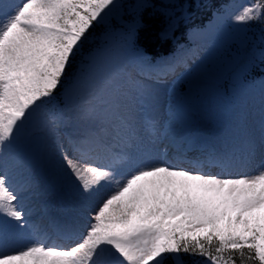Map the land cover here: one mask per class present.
<instances>
[{
	"label": "snow or ice",
	"instance_id": "6c2138e0",
	"mask_svg": "<svg viewBox=\"0 0 264 264\" xmlns=\"http://www.w3.org/2000/svg\"><path fill=\"white\" fill-rule=\"evenodd\" d=\"M119 7L117 0H0V264H165L170 257L181 264L182 255L203 258L193 264H264V167L252 175L225 176L203 171L201 161L185 167L145 163L125 154L105 159L103 153L140 137L126 103L131 98L119 85L103 88L111 78H97L95 62L66 88L70 95L87 81L81 104L66 106L59 115L46 114L42 125L55 133L72 120L85 121L66 134L63 166L84 196L105 185L115 187L86 211L71 246L43 239L10 243L12 235L29 227L31 210L12 183L8 155L16 151L36 111L65 86L92 27ZM146 7L155 5L142 0L134 6L137 11ZM157 10L173 14L167 7ZM230 19L241 26L264 23V0H249ZM173 70L169 65L159 69L163 75ZM133 87L136 102L151 103L147 85L134 82ZM145 125L155 135L154 122ZM15 159H22L18 151ZM206 162L226 165L228 160L210 153ZM125 163L135 166L122 176L119 166ZM25 186L32 187L30 178Z\"/></svg>",
	"mask_w": 264,
	"mask_h": 264
},
{
	"label": "rangeland",
	"instance_id": "374dc122",
	"mask_svg": "<svg viewBox=\"0 0 264 264\" xmlns=\"http://www.w3.org/2000/svg\"><path fill=\"white\" fill-rule=\"evenodd\" d=\"M138 2L142 0H117L120 7L114 9L102 22L99 21L103 28L100 47L93 49L89 55L80 53L74 75L71 73L65 78V86L60 88L59 97L36 111L25 126L16 151L9 153L7 163L12 183L22 191L24 197L28 196L27 200L24 198V206L32 209L26 217L29 227L12 235L10 243L23 245L37 239L41 235L39 230H36L35 236L30 234L34 228L32 221L43 232L48 219L55 222L56 217L64 215L73 222V226L68 224L67 227L74 228L73 232L80 234L87 219L86 211L89 210L82 206L84 198L94 197L95 207L115 187L114 184L105 185L98 192L84 196L77 190L74 179L63 166L61 152L67 147L66 134L78 126H84L85 121L72 120L66 126H59L55 133L49 132L42 125V121L47 118L46 114L59 115L66 106L81 104L87 91V81L73 88L70 95L66 88L81 69L87 73L94 62L99 67L97 78H111L110 83L102 85L103 88L110 89L119 85L131 98L126 103L140 137L132 145L118 144L112 149L111 157L113 154H125L145 163L163 161L175 164L173 160L176 158L170 152L178 144L174 140L181 142L179 140L183 137L190 140L200 135L213 144L218 156L227 158L229 169L235 172L228 176L252 175L264 167V129L261 127V120L264 119V74L253 80L249 78L254 76V70L264 72V53L259 48L264 46V23L253 22L241 26L233 24L230 19L249 0H231L227 10L223 6L202 27L189 29L188 50H178L175 54L157 58L152 63L155 68L174 65V70L167 75L146 71V66H142L144 52L135 49L133 45L131 29L135 25L121 26L119 23L123 12L132 14L137 11L134 6ZM177 10L165 20L166 36L171 35L178 20L187 18L188 12L184 7ZM177 53L191 58L185 65H179L175 62ZM134 82L147 85L151 90L152 101L147 106L136 102ZM64 115L74 117L76 113ZM147 117L154 122L155 135L146 130L144 118ZM39 133L42 136V150L40 159L35 161L29 156V149L35 141V135ZM106 141L111 143V137H107ZM138 146L146 147L148 154H133L132 148ZM163 149L170 154L164 156L166 153ZM17 151L22 155L19 162L15 159ZM134 166L125 163L119 166V172L126 176ZM28 178L31 180V188L25 186ZM41 191L46 193L45 198L38 204H30L32 198H37ZM78 199L81 203L76 209L74 203ZM69 208H73L72 211ZM45 212L42 222L35 219ZM172 260L177 264L175 259Z\"/></svg>",
	"mask_w": 264,
	"mask_h": 264
},
{
	"label": "trees",
	"instance_id": "16d2710c",
	"mask_svg": "<svg viewBox=\"0 0 264 264\" xmlns=\"http://www.w3.org/2000/svg\"><path fill=\"white\" fill-rule=\"evenodd\" d=\"M231 0H149V4L155 5L153 7H146L139 11H134L132 14L125 11L122 14L120 25L134 24L135 21H139L138 26H134L131 29L133 36V45L135 49L143 51L146 58L150 60L156 59L158 56L166 55V53H173L180 47L188 44V30L193 28L202 27L204 23L209 21L213 14L218 13L223 6L230 3ZM167 7L172 13H176L178 8L184 7L187 10V18H181L178 20L175 29L170 36H166L164 32L165 23L170 16H166L163 12L157 9ZM127 12V13H126ZM102 22V21H100ZM100 22L96 23L90 32L87 34V39L83 41L80 46V52L72 62V67L68 71V75L73 73L77 66L76 62L80 57V53L89 55L90 52L100 47L101 34L103 31ZM260 24V22H256ZM162 33L164 35H162ZM104 43V42H103ZM259 72L261 70H254L253 72ZM67 75V77H68ZM70 81V80H69ZM59 90L56 93V97H59ZM193 259L203 260L202 257H190L182 255L180 261L182 264H193ZM165 264H174L172 258H167Z\"/></svg>",
	"mask_w": 264,
	"mask_h": 264
},
{
	"label": "bare ground",
	"instance_id": "6f19581e",
	"mask_svg": "<svg viewBox=\"0 0 264 264\" xmlns=\"http://www.w3.org/2000/svg\"><path fill=\"white\" fill-rule=\"evenodd\" d=\"M147 152H148V149L146 147H143V146H138V147H133L132 148V153L133 154H138V153L148 154ZM163 152H166L167 153V150L166 151L163 150ZM31 191H32V193H34L33 190H31ZM34 195H35V193H34ZM45 195H46V193L43 192V191H41L37 198H34V197L32 198V200L30 201V204L31 203H34V204L40 203L39 201L41 199H44L45 198ZM24 198L27 200L28 196H25ZM84 200L85 201L83 202L82 206H83V208L85 210L86 209H89L90 210L91 208H93V206H94V203L93 202L95 201L94 197H92V196L85 197ZM80 203H81V200L78 199V201H76L74 203V207L76 209H78V205ZM30 208L31 207H26V209H30ZM73 208H69V209H71V211H72ZM30 210H32V209H30ZM52 213L56 214L55 212H52ZM57 215H60V214H57ZM56 218L58 219L59 222H62L63 224L67 223V224H70V225L72 224L73 225V222H71V220L67 219L65 217V215H64V217H60L59 216V217H56ZM39 221H43V216H39Z\"/></svg>",
	"mask_w": 264,
	"mask_h": 264
},
{
	"label": "water",
	"instance_id": "95a60500",
	"mask_svg": "<svg viewBox=\"0 0 264 264\" xmlns=\"http://www.w3.org/2000/svg\"><path fill=\"white\" fill-rule=\"evenodd\" d=\"M41 145H42L41 136L37 135L35 143L30 148V155H31L32 158H34L36 160L39 159L40 151H41V148H42Z\"/></svg>",
	"mask_w": 264,
	"mask_h": 264
}]
</instances>
